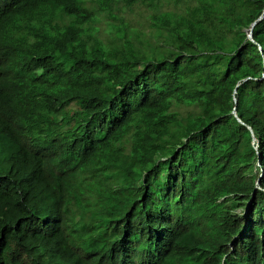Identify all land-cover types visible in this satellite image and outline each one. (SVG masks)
<instances>
[{
  "label": "trees",
  "instance_id": "obj_1",
  "mask_svg": "<svg viewBox=\"0 0 264 264\" xmlns=\"http://www.w3.org/2000/svg\"><path fill=\"white\" fill-rule=\"evenodd\" d=\"M190 1L105 41L109 0H0V264H95L130 213L174 264H264V0Z\"/></svg>",
  "mask_w": 264,
  "mask_h": 264
},
{
  "label": "clouds",
  "instance_id": "obj_2",
  "mask_svg": "<svg viewBox=\"0 0 264 264\" xmlns=\"http://www.w3.org/2000/svg\"><path fill=\"white\" fill-rule=\"evenodd\" d=\"M248 37L252 39V27L250 28ZM236 109V108H235ZM236 113V110H234ZM257 146V145H256ZM54 161L50 165L51 167L56 168V172L60 173L62 171V156H54ZM98 174H101L102 171L100 169L93 168ZM57 173H54L57 175ZM240 211V210H239ZM131 213L126 217L125 221L121 223L118 227L111 226L110 232L108 235H99L97 237L96 244L88 247V251L86 253V263L95 262V264H105L104 260H120L126 263L124 264H157L161 261L162 264H174L178 262L177 259L173 258V250L175 248L174 243L171 241L167 248H163L162 243L159 240H162L164 237L158 239V244L160 246L157 250L150 249L147 252H144L140 249L142 241L140 237L135 234L134 228L126 230V227L131 221L133 223V216H130ZM106 219L104 216L99 217L96 214L93 217H89L87 220L88 226L91 228V233L94 229V232L97 230L96 227L99 224H104ZM197 231L199 230V226H195ZM93 232V233H94ZM132 240V243L126 240V237ZM166 241V239H163ZM163 240L161 242H163ZM135 254V256H133ZM138 254L142 255L139 256ZM136 259V260H134Z\"/></svg>",
  "mask_w": 264,
  "mask_h": 264
},
{
  "label": "rangeland",
  "instance_id": "obj_3",
  "mask_svg": "<svg viewBox=\"0 0 264 264\" xmlns=\"http://www.w3.org/2000/svg\"><path fill=\"white\" fill-rule=\"evenodd\" d=\"M112 3V9H107L100 12L98 20L95 24L99 28V36L105 41H109L116 37L117 26L128 25L129 30H143L144 25L148 23L147 17H150L154 12H177L181 13L187 6L194 5L196 1L190 0H152L156 2V6H161L158 9L150 7V2L143 4L142 2H136L131 8H127L122 0H109ZM96 8H99L95 3ZM95 6H92L95 8ZM104 7V6H103ZM106 8V7H105ZM264 17L261 16L258 20ZM113 24V26H109ZM85 31H88L90 27L84 26ZM97 29V28H96ZM127 29V28H126ZM113 30V31H112ZM115 31V32H114ZM146 31L152 32V28H147ZM250 31V29H249ZM113 32V33H110ZM118 33V32H117ZM249 34V33H248Z\"/></svg>",
  "mask_w": 264,
  "mask_h": 264
},
{
  "label": "bare ground",
  "instance_id": "obj_4",
  "mask_svg": "<svg viewBox=\"0 0 264 264\" xmlns=\"http://www.w3.org/2000/svg\"><path fill=\"white\" fill-rule=\"evenodd\" d=\"M2 152H3V151H2ZM19 157H20V156H19ZM11 164H12V163H11ZM12 165H13V164H12ZM10 166H11V165H10ZM4 185H5V184H4ZM0 190H1V189H0ZM97 211H98V210H97ZM100 211H101V210H100ZM100 211H99V212H100ZM79 212H81V211L79 210ZM210 213H211V212H210ZM145 236H146V235H145Z\"/></svg>",
  "mask_w": 264,
  "mask_h": 264
},
{
  "label": "water",
  "instance_id": "obj_5",
  "mask_svg": "<svg viewBox=\"0 0 264 264\" xmlns=\"http://www.w3.org/2000/svg\"><path fill=\"white\" fill-rule=\"evenodd\" d=\"M254 24H255V23L252 24V28L254 27Z\"/></svg>",
  "mask_w": 264,
  "mask_h": 264
}]
</instances>
